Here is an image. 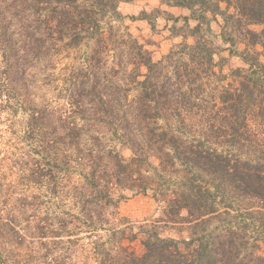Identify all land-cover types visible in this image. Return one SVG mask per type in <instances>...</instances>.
<instances>
[{"label": "trees", "instance_id": "obj_1", "mask_svg": "<svg viewBox=\"0 0 264 264\" xmlns=\"http://www.w3.org/2000/svg\"><path fill=\"white\" fill-rule=\"evenodd\" d=\"M121 1L130 0H35L38 4L35 10L42 14L44 28L39 31L37 27V35H31L28 46L31 52L37 54V49L44 48L45 35L69 47L89 39H93L94 44L85 63L89 72L81 71L72 78L65 96L69 105L77 108L78 114L83 116L80 117L83 122L78 124L74 120L69 121V116H58L63 132L54 137L56 127L53 118L56 117L52 114L49 118L42 113L43 110L33 109L30 126H35L40 135H44L47 144L52 143V149L56 148L58 140L67 149L72 148L75 162L86 169L82 174L83 181L75 189L87 204L92 194V204L98 209L96 216L105 213L109 206L117 207L116 200L112 198L114 188L121 187L124 194V190L145 193L151 187L154 198L164 206L167 220L187 223L190 230L189 238L184 240L187 246L184 252L179 247V240L162 237L157 231L143 226L142 252L137 254L133 248L119 242L124 230L114 228L112 234H121L119 243L111 252L103 250L104 244L97 242V249L100 246L95 253L97 264H264V255L236 242L235 230L228 228L212 241L208 240L206 233L211 218L222 213L220 204L223 208H230V204L224 203L228 194L231 199L236 195L258 199L259 209H264V62L260 60L264 57V0H161L169 6L186 8L196 21L191 30V35L195 36L194 43H180L178 62L169 71L161 66V62H154L150 52L124 27V35L128 38L124 42L129 41L127 46L135 51L132 57L127 53L130 57L127 60L133 65L127 75L135 82L138 94L119 115L120 110L113 114L116 104L112 92L108 91L112 87L96 89L99 84L94 63L100 60L99 55L107 45L100 22L108 13L115 19L122 17L117 11V4ZM220 2H223V7ZM217 15L223 21V30L231 27L241 35L240 42L244 48L237 55L247 66L233 69L231 82L219 86L213 99L216 114L222 113L221 117L213 118L219 127L213 131L214 123L208 120L209 131L185 134L184 127L192 124L186 108L195 106L191 97L193 86L204 85L201 73L212 70V74L217 75L212 68L215 51L202 35V29L205 33L210 31V21ZM183 19L187 23L188 17ZM256 26L258 29L253 28ZM0 40L3 41L4 37ZM230 44L233 45L232 40ZM3 47L8 52L6 56L13 59L6 58V66L1 71V106L9 101L11 88L22 94L23 72L17 57L13 56L14 48L9 43ZM183 53L187 60H182ZM170 54L165 57L167 61L171 60ZM26 56L22 59L25 60ZM140 65L145 67L144 73L139 70ZM123 70L126 71L119 63L118 73ZM90 77L95 78L91 80ZM89 94L93 96L89 98ZM95 96L98 98L97 106ZM88 105L93 110L90 116L85 113ZM107 110L111 112L109 120L103 117ZM36 113L40 115L36 116ZM49 119L53 125L51 131L45 130ZM108 124L109 130L100 128ZM208 143L225 147L218 150ZM119 147L129 148L131 155L124 158ZM239 148L255 154L253 157L242 152L236 154ZM152 158L161 162L160 171L166 172V168L171 167L175 175L158 174L161 179L157 183L153 175L144 176L143 171H150L147 166L152 167L155 173L159 170ZM159 187L162 192H159ZM86 214L90 215L89 210ZM104 222L100 218L96 225L101 227ZM199 227L203 231L202 236L198 235ZM260 232L264 243V219ZM135 238L133 235L130 239Z\"/></svg>", "mask_w": 264, "mask_h": 264}, {"label": "rangeland", "instance_id": "obj_2", "mask_svg": "<svg viewBox=\"0 0 264 264\" xmlns=\"http://www.w3.org/2000/svg\"><path fill=\"white\" fill-rule=\"evenodd\" d=\"M37 5L35 0H0V37H4L3 41L0 40V76L6 66V58L13 59L6 56L5 43L14 48H11L13 56L15 59L17 57V62L23 68L22 94H17L11 88L9 101L2 102L6 103L4 106L0 105V264H97L95 253L100 249V246L98 249L95 246L97 242L104 244L103 250L111 252L121 242L140 254L143 226L157 231L162 237L179 240V247L186 252L184 240L189 238L190 226L168 221L163 212L164 206L154 198L151 187L145 193L124 190V194L121 193V187L114 188L112 198L116 200L117 207L109 206L105 213L96 216L98 209L92 204V194L87 204L75 189L83 181L82 174L86 169L75 162L72 148L67 149L57 139L59 143L52 149V143L47 144L44 135L41 136L35 126H30L33 109L43 110L42 113L49 115V118L52 114L56 117L53 118L56 127L54 137L63 132L58 116H69V121L74 120L78 124L83 122V116L78 114L77 108L69 105L65 96L70 80L81 71L89 72L85 63L94 44L93 39H89L78 46L69 47L45 35L44 48L37 49V54L31 52L28 48L31 35L36 36V30L39 28V31H43L44 28L42 14L35 10ZM169 7L178 6L166 5L161 0L121 1L117 4V11L122 17L115 19L108 13L100 22L107 45L99 55L100 60L94 63L99 84L96 89L112 87L108 91L112 92L116 104L113 114L120 110L118 114L121 115V111L124 112L138 94L135 82L127 75L133 68L131 61L127 60L130 58L128 54L132 57L135 51L127 46L129 41L124 42L128 40L124 35V27H127L136 42L150 52L152 60L161 62V66L168 71L178 62L180 43H194L195 36L191 35V30L196 21L191 18L189 10L178 7L181 9L168 11ZM185 16L188 17L187 23L183 19ZM49 23L54 24L52 21ZM222 25L223 21L217 15L210 21L209 32L205 33L202 29L203 38L210 42L215 51V65L212 68L217 75H213L212 70L201 73L204 85L193 86L191 97L195 106L188 105L186 108L192 124L184 127L187 131L185 134L209 131L208 120L214 123L213 131L219 127L213 118L221 117L222 113L216 114L213 99L219 86L231 82L233 69L247 66L237 55L244 48L240 42L241 35L231 27L223 30ZM253 28L258 29L257 26ZM169 54L171 60L167 61L165 57ZM22 56H26L25 60ZM182 60H187L184 53ZM260 60L264 62V57H260ZM119 63L126 69L125 72L118 73ZM139 70L141 73L146 71L143 65H140ZM2 79L0 77V84ZM92 96L89 94V98ZM95 99L97 106V96ZM108 112L103 114L106 120L111 114ZM85 113L86 116L92 115V107L88 105ZM48 125L45 130H53L51 119ZM107 126L100 128L109 130L110 125ZM184 130L180 129V132ZM209 144L218 150L225 147ZM118 150L124 158L131 155L127 147H119ZM239 150L235 153L251 154L252 157L255 154L247 149ZM152 161L159 168L158 172H153V168L147 166L150 171H143L144 176L153 175L157 183L161 179L158 174L175 175L174 168L160 171L161 162L156 158H152ZM158 190L162 192L163 189L159 187ZM122 195L124 197H119ZM225 197L227 201L224 203L230 204V208H223L220 204L221 215L213 216L207 224L208 240L212 241L218 234L231 228L236 232L237 243L264 255L260 232L264 209H259L258 199H245L236 195L232 200L230 194ZM88 210L90 217L86 214ZM182 214L185 215V211ZM116 217L119 218L116 220ZM100 218L105 221L101 227L96 225ZM114 228L124 230L119 242L121 234H112ZM202 234V229H198V235ZM133 235L136 238L130 239Z\"/></svg>", "mask_w": 264, "mask_h": 264}, {"label": "crops", "instance_id": "obj_3", "mask_svg": "<svg viewBox=\"0 0 264 264\" xmlns=\"http://www.w3.org/2000/svg\"><path fill=\"white\" fill-rule=\"evenodd\" d=\"M220 5L223 7L224 6L223 2H220ZM176 9H181V8H178V7H169L168 8V11H175ZM216 19H217V17H216Z\"/></svg>", "mask_w": 264, "mask_h": 264}]
</instances>
